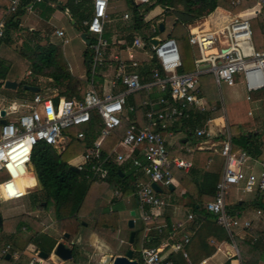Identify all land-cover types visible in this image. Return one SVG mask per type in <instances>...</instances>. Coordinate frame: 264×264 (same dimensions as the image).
Masks as SVG:
<instances>
[{
  "label": "built area",
  "instance_id": "obj_1",
  "mask_svg": "<svg viewBox=\"0 0 264 264\" xmlns=\"http://www.w3.org/2000/svg\"><path fill=\"white\" fill-rule=\"evenodd\" d=\"M9 1L6 12L0 16V48L2 38L5 36L6 17L16 12L23 2ZM109 2L94 0L93 16L84 22L88 26V37L91 42L92 58L89 69L93 77L98 69L106 64L105 49L110 42L104 38V32ZM230 4L237 11L223 24L209 29L200 26L191 29L189 42L198 50L195 69L192 71L179 72L183 62L175 38L157 37L159 42L155 44L151 40L145 43L139 35L134 39L127 59L115 56L117 59L115 78L117 83L124 86V92L101 95L92 86L84 93L83 98L44 96L35 93L32 94L30 101L23 100L18 106L12 105L13 112L19 111V107H22L20 114L13 120L8 119L9 112L5 109V123L1 122L0 116V201L23 198L38 187L31 161L34 147L38 143L45 142L62 151L73 140L71 133L73 130L79 129L75 138L83 140L86 137V132L82 128L91 122L93 113H98L104 124L103 129L93 145L84 153V160L74 166L83 172L88 180L100 181L109 176V161L114 160L122 164L130 158L132 167L147 176V180L137 179L135 187L146 225L145 234H148L154 227L153 222L169 204L152 183L155 182L168 190L174 181L171 169L173 166L186 171L193 166L189 160L170 158L166 137L153 127L159 122L160 128L165 129L169 120L178 116H188L193 108L200 111L208 109L198 92L200 78L205 74H212L219 86L222 82L234 85L237 76H241L246 91L249 92L248 99H251L255 92L264 93V50L255 47L251 21L257 15L264 16V0H256L250 6L246 4V0H231ZM34 7L35 5L29 8L33 11ZM129 18V13L124 14L125 20ZM55 34L64 44L69 43L64 30L57 29ZM140 51L148 52L150 56L148 59L153 60L155 64L151 70L153 78L148 82H143L138 70H129L142 65L137 58ZM161 72H164V76ZM155 88L162 93L156 99L152 94ZM142 90H146L147 93L142 104L146 107L145 116L148 123L142 128L132 123L111 154L103 156L101 147L106 136L122 124V118L127 117L129 111L135 110L133 105H128L127 108L128 96ZM167 91L170 92V100L166 97ZM212 109H215V106ZM225 133L220 151L224 158L222 178L217 183L215 200L209 201L206 208L217 215V222L233 237L236 228L249 229L251 222L242 223L237 213L232 214L227 210L226 197L229 189L235 184L245 193L264 192V170L246 171L250 155L245 150H234L228 127ZM204 134L206 131L200 129L196 135ZM136 151H139L142 157L135 156ZM29 179H34L35 184H26ZM120 195L121 190H116L114 197L118 198ZM258 212L261 213V210ZM193 218L194 214H189L188 220ZM177 226L182 228L183 224ZM156 227L163 231L165 225L160 224ZM171 234L174 238L177 232L173 230ZM190 240L191 235L184 233L179 240L167 241L160 246L145 247L141 251V264H173L171 259H165L163 256L166 248L172 252H182L188 259L186 246ZM28 252H30L28 264H45V259L34 247ZM1 255L4 257L10 255L18 260L21 253L8 243L2 248ZM198 264L209 262L208 259H203Z\"/></svg>",
  "mask_w": 264,
  "mask_h": 264
},
{
  "label": "trees",
  "instance_id": "obj_2",
  "mask_svg": "<svg viewBox=\"0 0 264 264\" xmlns=\"http://www.w3.org/2000/svg\"><path fill=\"white\" fill-rule=\"evenodd\" d=\"M49 1L57 3L63 11L68 13L71 20H75L74 26L77 30L88 32V26H84L83 21L91 19L93 16L92 0H43L39 2L36 0H23L20 7H18L19 9L6 17L5 36L2 38L1 45H8L9 47L14 45L23 32L22 17L30 12L29 7L35 5L42 17L49 18L50 13L47 11V3ZM255 1L246 0V4L250 6ZM9 3V0H0V16L4 15ZM230 3L231 0H150L148 3H140V5L131 2V17L129 23L123 27L122 31L127 44L133 42L135 33H141L143 40L148 43L152 37L159 35L160 31L151 33L152 20L146 21L145 17L157 6L162 7L163 12L157 16V19L164 20L167 17L175 19L168 36L175 38L179 46L178 49H180L183 64L179 72H189L195 69V61L190 64L187 63L186 49H184L185 43L190 36V25L209 16L218 7L233 10L234 7ZM251 21L255 47L258 50H264V16L257 15ZM40 34L38 30L28 29V36L24 37L21 46L16 50L23 58L28 60L30 75L34 77L35 81L42 77L52 79L55 87L59 90L57 95H64L68 98H83L90 83V71L87 72L86 79L73 75L65 58L63 45L56 44L51 40H46L45 43H42ZM110 34L111 32L107 31L105 37H109ZM85 50L84 58L87 60L91 58V46L89 45ZM149 68V66H145L140 69L144 82L153 78L149 74ZM10 70L9 64L0 61V89L5 81L9 79ZM161 75L164 76V72H161ZM207 75L201 76L200 91L198 92L207 104H213L214 100L207 92L210 89L211 82L204 79ZM25 85L35 86L37 84L26 81L21 82L20 88L16 91L14 97L23 96L22 90L25 89ZM146 97L147 93L145 90L128 96L127 108L128 105H133L135 110L128 112V116L131 119L123 117L122 124L106 136L101 147L103 156L111 154L113 148L133 123L132 119H136V125L141 128L148 123L145 116L146 107L142 104ZM166 97L169 100L171 99L170 92L167 91ZM216 107L215 110L200 112L198 117L194 113L191 114L190 118L178 116L176 120H187V123L193 124L192 126L194 127L195 125L203 124L207 119L221 117L222 108L217 104ZM160 125L161 123L158 122L153 129L164 133L174 128L172 120L167 122L165 129H161ZM103 126L100 115L93 113L91 122L82 128L86 132V137L83 140L75 138L79 129L73 130L71 132L73 140L61 152L53 145L45 142L38 143L34 147L31 156L38 187L37 190L30 193V198L33 207H44L46 210H50L52 219L57 222L56 224L61 232L72 234L71 231H75L74 233H76L86 223V225H90L100 238L117 247L120 244L118 223L121 218L120 212L123 209L122 201L128 197H136L135 184L137 179L144 176L143 172H138L132 167L130 158L122 164L111 160L108 163L109 176L107 179L100 181L88 180L83 172L72 169V164L67 154L72 146L77 147L75 153H85L100 135ZM230 129L234 150H245L253 158L264 162V138L258 136V134L262 133L243 130V128L235 124H231ZM220 134H223L225 138V132ZM135 153L138 155V151ZM197 153L207 152L198 151ZM192 156V154L182 152V157L184 158H192ZM203 156L202 159H205V156ZM195 159L199 162L197 157ZM201 163L204 165L203 161ZM171 169L174 174L173 185L183 186L185 189V193L182 195V200L184 199L185 201L184 206L194 214V218L188 220L189 225L186 228L192 235L187 248L189 249L194 239L200 238L199 244L205 248L202 253L210 255L216 249L215 245L209 248L211 247V242L208 241L210 237H215L218 241L225 240L232 243V238L228 232L217 222V215L206 208V204L209 201L215 200L216 187L221 180L222 170L213 171L206 169V167L198 170L194 166L188 171L175 166ZM119 189L121 190V195L116 198L114 193ZM168 190L171 193L174 192L170 188ZM173 201L172 196L171 202L173 203ZM242 204L243 202L238 197V185L234 184L227 194L226 208L230 213L236 214ZM252 205L255 209L264 210V192L257 195ZM170 207L168 204L163 209V213L154 222L156 223L155 225L157 223L159 225L165 223L166 226L163 230H165L167 236L173 231L172 221L167 212ZM0 215H2L1 210ZM204 215L206 218L202 217ZM2 220L1 231L4 227V218ZM141 222L140 224L142 225L134 229V257L138 259L141 258L142 249L158 245L163 235L154 226L151 234L145 237V224L143 220ZM15 226H17L15 228L17 233L21 231L22 226H26L28 230L33 232L29 239H22L18 237L19 235H16L13 243L17 248L24 249L29 242H32L37 250L50 255L58 243L56 238L44 232V225H42L40 220L29 214L23 213L20 215ZM73 235L66 238V240L70 241L73 257L76 258L79 255V249L72 242ZM233 238L240 251L242 264H264V240L263 237H260L259 232L248 230L245 235L239 236L235 234ZM236 258L238 257L236 256L232 259ZM170 259L173 264H189L190 262L197 264L190 256L189 261L184 258L182 252L173 251Z\"/></svg>",
  "mask_w": 264,
  "mask_h": 264
},
{
  "label": "crops",
  "instance_id": "obj_3",
  "mask_svg": "<svg viewBox=\"0 0 264 264\" xmlns=\"http://www.w3.org/2000/svg\"><path fill=\"white\" fill-rule=\"evenodd\" d=\"M109 1L110 2H109V5H108V19H107V22H106V25H105V32H104V38L110 42L109 46L105 49V60H106L105 63L106 64L102 68L98 69V72H97V74L94 77L91 74L90 83H89V86L87 88V90H88L89 88L94 86L95 89L98 91V94H101V95H104V93H109V92H112V93L124 92V90H125L124 86H122L120 83L116 82L115 71H116V66H117V59L115 58V56H119L121 59H127L129 51H130L129 49L131 48V45L133 43V42L131 44H127L126 43V38L124 37L123 31H122L123 27H120V25H116V26L114 25L113 26L112 22L114 21V14L111 11V7L112 6H110L111 3H112V0H109ZM149 1L150 0H148L147 2H143L142 0H139V2H135L134 0H132V3H136V4L140 5V3H148ZM93 6H94V0H92V7ZM34 8H33V11L30 10V12L33 13V12L37 11L39 13V15H40V12L36 8V6ZM47 8H48L47 11L50 13V17L46 19V18H44V17H42L40 15L41 18H44L47 21L48 20L50 21V19L52 17H54V18L58 17L57 16L58 13L56 12L57 11L56 8L60 9L61 11H63L59 7V5L57 3H55V2H53V1H49L47 3ZM160 8L162 10L158 14V15H160L163 12V8L162 7L157 6L152 11L153 12L155 10L159 11L158 9H160ZM93 11H94V7H93ZM236 11L237 10L234 9V8H233V10H227V9L218 7L209 16H207L205 18H202V19L196 21L195 23H193L192 25H190V32H191V29L197 28L199 26L202 27V28H205V29L206 28L207 29L214 28L216 26H219V25L223 24L224 21L230 19L235 14ZM63 13L68 15V13L65 12V11H63ZM126 13H129L131 15V11L130 12H125L124 14H126ZM124 14L122 16V20L123 21L130 20V18L125 20L124 19ZM145 19H146V21H148L147 17H145ZM70 20H71V18H70ZM87 20H90V19H87ZM87 20L83 21V25L84 26H86L84 24V22L87 21ZM149 20H152V19H149ZM71 21L73 22V25H74L75 24V20H71ZM174 21H175V19H174ZM174 21H173V24H174ZM160 22H164V24H165V19L164 20L163 19H158L157 22L154 23V24H153V22H151V33H155L157 31H161L160 27H159ZM22 24H23V22H22ZM116 28L121 29L120 30V35L119 34L117 35V34L114 33L117 30ZM57 29L64 30V29H62L60 27H56V30ZM75 29H76V27H75ZM165 29H166V24H165ZM165 29H164V31H165ZM32 30H35V29H32ZM55 31H54V34H55ZM76 31H77V34H78V36L80 38H81V34L83 32H85L84 30H77V29H76ZM107 31L111 32L109 37H105V33ZM161 32H163V31H161ZM169 32L164 37H167ZM86 33L88 34V32H86ZM139 35H141V33H135V38L137 36H139ZM154 37L157 38V37H160V36L157 35V36H154ZM164 37H160V38H164ZM49 39H50V37H49ZM51 40H52V38H51ZM151 40H152V38H151ZM82 41L85 42L83 39H82ZM52 42H53V40H52ZM64 46L65 45L63 43V48H64ZM145 52L146 51H140L139 53H137V58L142 63V65L140 67H138V68H129V70H138L140 72V69L142 67L149 66L150 67L149 68V74H151V76H152V71L151 70L155 66V64H154L153 60H150V58H149V60L146 57L142 58V56H147L148 55V52L147 53H145ZM90 55H91V58H92V54L91 53H90ZM91 58H89L87 60H85V58H84V62H85V65H86V69H85L86 73L84 75L77 76V77H80V78H83V79L87 78V74H88L87 72L90 71L89 64H90ZM66 60H67V58H66ZM68 64H69V68H70L71 73L76 76V74H74L73 69H72L74 67L71 66L70 63H68ZM90 73H91V71H90ZM140 74H141V72H140ZM142 79H143V76H142ZM150 80H152V79H150ZM150 80H148V81H150ZM148 81H145V82H148ZM143 82H144V80H143ZM215 82H216V80H215ZM236 82L244 84L241 76H237ZM35 86H37V87H39L41 89V87L39 85H35ZM14 90L17 91L18 88L14 89ZM30 92H32V91H30ZM145 92H146V90H145ZM35 93H41L42 94V92L40 90L38 92H33L32 94H35ZM32 94H30V95L23 94V96H21V97H13V98H11L13 100L12 101V105L18 106V103L22 102L23 100L30 101L32 99V97H33ZM152 94H153V97L156 99L162 93L158 89L155 88L152 91ZM55 95H57V93ZM49 96H52V95H49ZM58 96H64V95H58ZM251 99H253V100L257 101V102H260V104H263V106H264V102H263L264 93L263 92H255V93H253ZM204 102H205V100H204ZM205 104L208 107L207 110H215L217 108L216 105L210 106L206 102H205ZM214 106H215V109H212ZM207 110L200 111L198 109H194L193 108L190 111V113H189L190 115L184 116V117L185 118H190L191 114H194V113H196L197 117H198L200 115V112L201 113L202 112H206ZM222 116L218 117L216 119H207L206 122H204L203 124H198V125H195L194 127L192 126L193 124L187 123V120H183V119L182 120H176L177 117L175 119H173L172 121H173V127L174 128L169 129V130L164 132L165 134H167L166 136L169 139L168 140L166 138L167 139V148H168V151H169L170 158H182V159H185V160H189V161H191L193 163L194 168H197L198 170H201L202 168L206 167V169L213 170V171L222 170V174H223L224 158L222 157L220 151H221V147H222V141L224 140V136H223V134H220V133L225 132L227 126H228V130H229L231 128V124H233V123H231L230 121L228 122V120H227V125L219 124L220 125L219 128L215 129L213 127L212 123L213 122H217L218 120L222 119ZM126 118L131 119L128 115H127ZM194 118H195V116H194ZM260 119H262V118L258 117V119H254L249 125H245L243 130H248V131H251V132H254V133L260 132L262 134H258V136L260 138H264V122H262V125H261L262 128L259 129L260 124H261ZM132 120L131 121L136 124V119H132ZM209 126H211V131H212L211 134H207L208 133V129L207 128H209ZM200 129L201 130H205L206 134H204L203 136L196 135L197 131L200 130ZM189 130H191V131H189ZM230 131H231V129H230ZM181 132H185V135L183 137L180 136L178 138V137L175 136V135H177L178 133H181ZM164 133H162V134H164ZM231 133H230V135L232 136ZM188 134H190V135H188ZM203 139H205V140L202 141ZM198 151L207 152V153H199L198 154L197 153ZM59 152H61V151H59ZM182 152H185L187 154H193V153L194 154H193L192 158H189V157L188 158H184V157H182ZM135 156L142 157V155H141V153L139 151H138V155L136 154ZM202 156L205 159H202ZM196 157L198 158V161L200 163L197 162V160L195 159ZM202 161L204 162L203 163L204 165H202V163H201ZM247 165H248V167H246L245 169L248 172H251V171L260 172V171L264 170V162L261 161V160H258L256 158H253L251 155H250V160L248 161ZM72 166H74V165H72ZM141 180H147V176L141 177ZM170 189H172V188H170ZM172 190H174V192L171 193V192H169V190L165 191V188H161V192H158V191L157 192L162 197L166 198V200L168 201L169 205L171 206L167 210V212L169 213L170 219L172 221L171 222L172 223V229L174 231H176L177 234H175L176 236L174 238L172 237L171 233L169 234V236H167V233L165 232V230L160 231L156 227L159 224L157 223V225H155L156 223L153 222L154 223L153 226H155V228L158 229L160 234H163L161 236L160 243L158 245H154V246H160V245H162L163 243H165L167 241L172 242V241H174L176 239L179 240V239L182 238L184 233H189L191 235L190 231H188L186 228L189 225L188 216H189V214H193V213L188 208H186L184 206V202L185 201H184V199L182 200V195L185 193V189L181 185H177V186L173 185V189ZM257 195H259V193H245L238 187V197H239L240 201L243 202V204L236 211V213L240 216L241 219L242 218H246L244 221L251 222V227L249 229H244L242 227L236 228L234 230V235L235 234H237L239 236L240 235H245L246 233H248V230H254L256 232H259L260 237H263V240H264V210H261V213H259L258 212L259 210L253 208V205H252V203L256 199ZM172 196H173V199H174L173 203L171 202V197ZM28 197H30V196H28ZM133 203L136 204L137 207L139 208V210H140L139 219H140V221H142L143 220V218H142V207L139 205L137 197H133V198L132 197H128L127 199L122 201V205H123L124 208L121 210V212H124V210H131V214L130 215H132V211H135V214L132 215L131 217H128V219H127V221H129V219H131V218L134 219V223H133L134 226L132 228L129 227V228H131L132 231H134L135 226H136V224H135L136 223L135 216L137 214L136 210H133V208L129 207ZM28 205H29V207H28V209L26 211H24V213H27L30 216L34 215V217H37L38 219H41V223H42V225H44V229H43L44 232H47L48 234H50L51 236L56 238L58 243L62 242L67 247L71 248L70 241L66 240V238H68L72 234H74L73 238H72V242L75 243L78 246L79 255H84V256H86L88 258V263L87 264H103L108 256L113 258V257L118 256V255H125L126 252L128 251V249H130V248L133 249V259L137 260L138 264H141L142 256L139 259L137 257H134L133 243H131L130 240H129V245H124V240H123V237H122L124 235V231L122 230V227H121V224H120L121 223V218H120V221L118 223L119 224L120 244L117 247H114L113 245H110L109 243L104 241L102 238H100L99 235L92 230L90 225H86V223L76 233H74L75 231H71L72 234L68 233V232H61L59 230L58 225L56 224L57 222L55 220L52 219V222L49 223V224H47V222L42 221L44 218H46V215H47L44 212L46 210L44 207H33L31 205V198H30V201H29ZM121 212H120V217H121ZM162 213H163V210H162ZM202 217L206 218L205 215L202 216ZM3 218L4 217L2 216V219ZM180 223L183 224V227L182 228H177L178 227L177 225L180 224ZM161 225H165V223L164 224L162 223ZM151 231L148 234H145V230H144V236L145 237L149 236L151 234ZM1 232L2 231L0 230V234H1ZM65 233L68 234V237L65 236ZM32 234H33V232L28 230V228L26 226H22L21 231L19 233L16 232L15 228L12 229L9 233H7L6 236L9 238V240L7 241L6 244L11 243L13 245L14 249L18 250L21 253V255H20V258L18 260L13 259V257L10 256V255H9L10 256L9 258H6V256L5 257L2 256L3 257L2 259L6 260L7 262H11L9 264H28L29 257H30V252H28V251H30V249L32 247H34L37 250L36 246L32 242H29L24 249H20V248L15 247L13 241H14V237L16 235H19L18 237H20L22 239H29L32 236ZM229 236H230V234H229ZM26 237H28V238H26ZM231 238H232V243L235 242L234 238L233 237H231ZM208 241L211 242L210 243L211 247H209V248H212V245L216 246V249L210 255H204L202 253L203 250H205V248L200 246V244H199L200 243V238L194 239V241H193L192 245H190L189 249L186 246V250L188 251L189 256L193 259V261L195 263L198 264L201 260L208 259L209 264H242V261H241L240 257H238L236 259H232L233 257H236V252L233 250L234 248L231 245L232 243H229V242H227L225 240L218 241V240L215 239V237H210L208 239ZM37 251H38V253L40 255V251L39 250H37ZM54 251H55V249L49 255V257L47 259H45V264H51L48 261H51L52 264H66L68 261H73V259H75L72 256V258H70L68 260H63L61 262H57L56 263V261L52 258L53 254H54ZM171 254H172V251L169 250V248H166L165 251L163 252V256H164L165 259H170V255ZM189 256H188V259L186 258L188 261H189Z\"/></svg>",
  "mask_w": 264,
  "mask_h": 264
},
{
  "label": "rangeland",
  "instance_id": "obj_4",
  "mask_svg": "<svg viewBox=\"0 0 264 264\" xmlns=\"http://www.w3.org/2000/svg\"><path fill=\"white\" fill-rule=\"evenodd\" d=\"M65 1V0H63ZM135 2H139V0H134ZM131 2L132 0H112V3L110 6L111 11L114 14V21L113 26L120 25V27H124L126 24L129 23V20L123 21L122 16L125 12L131 11ZM56 12L58 13V17L54 18L52 17L50 21L41 18L39 13L37 11L35 12H29L25 16L22 17V27L23 32L22 34L17 38L16 42L12 46L8 45H1L0 48V61L4 62L5 64L10 65V72H9V79L7 80H13L17 81L20 84L23 81H26L28 83H36L41 87L42 95L49 96V95H55L59 92L58 88L55 87V83L52 79L49 78H39L35 81L34 77L30 75L29 71V62L27 59L23 58L16 50L18 47L21 46L24 37L28 36V29H35L38 30L41 34L42 43H45L46 40H53L56 44L63 45L62 39L58 38L56 34H54V31L56 30V27H60L64 29V32L66 34V38L69 39L68 44H64V53L65 58H67L68 63H70L71 66H73V72L76 74V76H81L86 73V65L84 62L85 57V49H87L88 45L82 41V39L78 36L77 31L73 25V22L70 20V17L63 13L60 9L56 8ZM159 11L155 10L154 12H150L146 17L149 19H152L153 24L157 22V15L160 13L161 8L158 9ZM174 18L173 17H167L165 19L166 29L163 32H159L160 37L166 36V34L171 30L173 25ZM117 30L114 32L115 34L120 35V30L116 28ZM50 39H49V37ZM51 40V41H52ZM186 49V60L187 63H193L195 61V58L198 56V50L195 48V46L191 45L189 43V38L185 43ZM146 53V52H145ZM146 57L147 56H142ZM149 60V59H148ZM206 75V74H205ZM34 79V80H33ZM205 80L211 82V86L209 91V95L212 96L214 102L213 104H209L210 106L213 105H220L222 108V119L217 122H213V127L219 128V124L227 125L230 121L231 123L235 125H239L241 128H244L245 125H249L254 119H260V127L262 128V122H264V106L263 104H260V102H257L253 99H248L249 92L246 91V87L243 83H235L234 85H228L225 82H222L221 85H217L214 81L213 75L208 74L207 77L204 78ZM6 82V81H5ZM5 84V83H4ZM4 86V85H3ZM25 88V86H24ZM25 95H30L33 92H30L26 89L22 90ZM16 93V90L7 89V88H1L0 89V109H6L9 113L7 115L8 119L13 120L14 117L18 116L20 114V109L22 107H19V111L13 112L12 109V99L14 97V94ZM264 102V100H263ZM251 112V113H250ZM228 127V126H227ZM208 133L211 134V126H209ZM167 134H163V136H166ZM185 132L178 133L175 135L176 137L184 136ZM209 138V137H208ZM168 139V138H167ZM169 140V139H168ZM203 139L202 141H204ZM77 147L72 146L69 148L68 155L70 158V162L72 165L79 164L84 160V153H75ZM194 154V153H193ZM192 154V155H193ZM34 179H29L27 182L28 185H34L35 182ZM97 186V185H96ZM94 186V187H96ZM37 190V188L35 189ZM34 190V191H35ZM167 191V189H165ZM33 192V191H32ZM30 193L20 199L16 200H9V201H0V210L1 214L4 217V227L0 234V264H9L11 262H7L6 260L2 259L1 250L9 240V238L6 236L7 233H9L12 229L16 228V223L18 222L19 216L24 213L29 207L28 203L30 201ZM133 208V210H136L137 214L135 216L136 218V226L135 229L139 228L141 226V221L139 219L140 210L137 207L136 204H131L129 206ZM124 208V207H123ZM129 209V208H128ZM47 215L46 218H44L42 221L47 222V224L52 222V216L50 210L44 211ZM27 214V213H26ZM131 210H124V212H121V227L124 231L123 240L124 245H129L130 235H131V228L128 226V217H131ZM34 217V215H33ZM37 218V217H35ZM246 218H242L241 222ZM41 222V219H39ZM28 238V237H26ZM233 246V250L236 252V256L240 257V251L238 249V246L235 242L231 244ZM75 260V261H74ZM52 264L51 261H48ZM88 258L84 255H78L73 261H68L66 264H87Z\"/></svg>",
  "mask_w": 264,
  "mask_h": 264
},
{
  "label": "water",
  "instance_id": "obj_5",
  "mask_svg": "<svg viewBox=\"0 0 264 264\" xmlns=\"http://www.w3.org/2000/svg\"><path fill=\"white\" fill-rule=\"evenodd\" d=\"M159 27H160L161 31H164V29H165L164 22H160ZM81 38L86 42V44L89 45L91 43L90 39L88 38V34L86 32H83L81 34ZM151 41L156 44L159 42V39L153 38ZM4 87L14 90V89H17L19 87V83L17 81H13V80H6ZM25 89L28 91H32V92H38L40 90L39 87L32 86V85H25ZM5 115H6V110L2 109L0 111V116L2 117L1 118L2 123L6 122ZM72 169H74L75 171H78L77 168L74 166H72ZM152 186L158 192H161V188L159 187V185L157 183H155V182L152 183ZM170 188L173 189V185H171ZM134 214H135V211H132V215H134ZM133 223H134V219L131 218V219H129L127 224L129 225V227L132 228L134 226ZM2 224H3V220H2V216L0 215V230H1ZM65 236L68 237V234L65 233ZM134 237H135V231H132L131 235H130V242L131 243L134 242ZM40 256L44 259H47L49 257V254L46 252L40 251ZM72 256H73L72 249L67 247L64 243L60 242L57 244L52 258L57 263V262H61L63 260H68V259L72 258ZM9 257H10L9 255L6 256V258H9ZM103 264H138V261L133 259V249L130 248V249H128V251L126 252L125 255H118V256H115L113 258L108 256Z\"/></svg>",
  "mask_w": 264,
  "mask_h": 264
},
{
  "label": "bare ground",
  "instance_id": "obj_6",
  "mask_svg": "<svg viewBox=\"0 0 264 264\" xmlns=\"http://www.w3.org/2000/svg\"><path fill=\"white\" fill-rule=\"evenodd\" d=\"M221 120V119H220ZM220 120H218V121H220ZM26 184H27V182H26Z\"/></svg>",
  "mask_w": 264,
  "mask_h": 264
},
{
  "label": "snow or ice",
  "instance_id": "obj_7",
  "mask_svg": "<svg viewBox=\"0 0 264 264\" xmlns=\"http://www.w3.org/2000/svg\"><path fill=\"white\" fill-rule=\"evenodd\" d=\"M11 186H9V188H10Z\"/></svg>",
  "mask_w": 264,
  "mask_h": 264
}]
</instances>
